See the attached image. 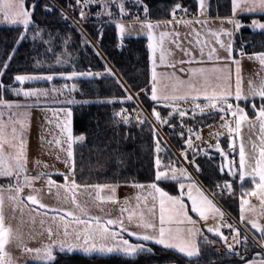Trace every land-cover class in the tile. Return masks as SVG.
Returning a JSON list of instances; mask_svg holds the SVG:
<instances>
[{"label": "snow or ice", "instance_id": "snow-or-ice-1", "mask_svg": "<svg viewBox=\"0 0 264 264\" xmlns=\"http://www.w3.org/2000/svg\"><path fill=\"white\" fill-rule=\"evenodd\" d=\"M200 13L203 15L204 9L206 8L205 0H197ZM126 3H130L134 6L135 12H129L126 8ZM40 7L39 0H34L31 6H26V0H0V14H2V19L0 23L7 24L10 26H22L23 31L20 33L18 40L15 42L16 46L12 49L11 54L8 55L7 59L3 62L2 67H0V89L10 90L15 96H23L25 100L30 98H35L38 102L41 97H47L48 89H38L32 88L25 90L23 88L10 87L5 85L2 81V77L5 72L9 69L10 63L13 60L16 51L20 44L25 40L31 39L33 42L39 40L43 44L47 45L46 52H54L53 40L55 37L51 32L47 33L48 39H44L45 29L40 28L34 19V14L36 10ZM99 8L100 10L95 12L97 20L103 16H107L110 22L115 23V27L118 31V38L120 40L119 47H124L125 39H132L133 32L129 29L128 25L121 22L120 20H114L115 14L111 10L113 7L118 9L119 17L121 20L126 16L134 17L135 21L140 24V31L136 33V37L144 34L147 36L149 43L147 48L150 50L149 60L151 61V95L152 101L157 103H163V106L170 108L171 111L168 113L167 117H162L161 113L156 111L155 108L152 110V115L155 117L158 124L161 126L168 124L169 127H175L170 123L174 115L178 114L181 117V127H184L183 118L186 115L187 110H181L174 107V103L177 101H186L189 98L195 103L201 94L204 100L207 101L203 107L199 104H195L193 109V118L195 116L196 109H199L200 113L203 114L205 108H210L216 112L221 113V119L223 120L225 116L230 115L234 118V125L232 127L233 121L225 120L222 127L226 128L230 134L229 148L234 152L238 151V164L235 160L228 162L227 175L233 178L235 181L237 178L240 182L241 197H240V208H241V221L245 219V205L249 204V201L245 197H256L259 200L260 217L257 219L249 220L248 223L251 225V229L255 230L259 234L258 238L253 235L250 239L248 229L242 232L240 228L228 224L223 221L224 213L216 206L212 199L200 186L199 181L195 180L193 176L188 172L187 168L180 166L177 168L175 164L177 162L170 161L168 164L161 166V160L157 156L155 160L156 173L155 182L148 185H143L135 183L132 186L141 189L142 192L146 191L147 195H137V208L140 207V201L143 200L145 205H147L149 197L153 202L151 208L148 209V214L143 211H137L136 209L128 207V201H125V207L121 208V216L118 218H102L100 216H91L88 210L81 206L76 200L74 190L79 187L75 181V164L73 155V145L76 143L83 144L86 137L84 135H73V120L72 111L70 108L62 107L59 109L60 112L64 114V119L61 123L57 125L60 128L61 134L64 137V142L67 143V159L68 161H73L69 165V173H58L64 177L65 184H57L55 180L51 178L48 179V184L56 185L57 189L61 187L64 188L66 193H71V204L74 206L72 209H52L51 211L56 213V216L51 217L53 223L56 224V230L53 231L51 226L44 229L39 233L40 236L47 235V243L42 244L40 247H28L24 242V235L19 230V228L14 229L11 224L6 223V218L4 215V203L5 197L2 194L3 189H0V264H15V262L9 258L4 257L8 255L5 251V246L9 243L15 241L18 247H20L24 252L31 254V258L39 261L40 264H59L57 260L58 255H70L80 253L87 257H121V258H134L138 257L142 253H152V248L148 247V244H154L161 246L165 250H171L181 255L184 259L188 261V264H196L202 258V247L201 245H211L214 242L208 240L207 236L203 235L201 229L196 227L197 220H194L189 211L196 214L200 220L207 222L209 215L215 219L217 216L220 217L218 226L207 227L206 231L211 233L220 240H222L226 245V253L229 256H238L242 264H264V224L259 222L261 217H264V80L261 81L259 87L251 84L250 91L245 94L240 87L239 79V67L237 68V81L236 88L233 93L231 90L230 83H213L209 80L206 72L208 70L204 68H193L191 69V76L187 81L180 80L176 77L177 84L173 85V94H167L159 88L161 74L157 72V57L156 53L159 50V63L163 65L165 63L166 51L163 47L164 41L173 33L167 31H160L157 36L156 29L162 26L172 25L173 23H192V21H185L183 19H176L177 12L187 13L188 9L182 7V4L177 2L171 6L170 15L173 17L172 20H158L153 22L150 19L151 9L145 0H69L67 3V9L72 12L78 13L79 19L75 17H70L68 12L64 7H57L55 4L49 6L44 5V12L46 14H55L59 12L60 18L63 21L71 20L70 26L80 32L82 37V43L86 46H90L96 49V44L91 40H88L82 28L84 22L89 21L93 15L92 9ZM141 10L142 16L141 19ZM241 14H258L264 15V0H232V17L227 20L233 26V31H224L222 33H213L217 35V42L221 47L227 49L229 57L232 56L233 45L235 40L233 39V33L239 32L242 28L246 27L240 20L236 19L237 12ZM196 23H202L197 20ZM250 27L254 32L258 29L260 34L264 35V22L260 20L253 19ZM35 29L29 36V32ZM178 35V33L176 34ZM220 35H226L229 37V43L224 44L222 40L219 39ZM199 36V33H197ZM63 41V47L67 50V47L71 41V36L60 37ZM99 38H103V31H99ZM199 43V40H197ZM244 44L240 45L241 55L243 52ZM212 49L209 53V58L211 59ZM201 54H203L201 52ZM96 55L100 56V52L97 50ZM185 55H190L189 52H185ZM250 59L254 58L257 60L261 66H264V51L255 52ZM185 61H181L184 63ZM192 61H188L191 63ZM239 64V61H234ZM42 61L36 60L35 67L40 68L42 66ZM55 64L63 66L65 61L57 56ZM52 68L53 65H47ZM169 66L171 63L169 62ZM73 69L75 65H72ZM180 71H184L183 68ZM213 72H219L221 69H212ZM105 72L109 76H114L111 68L105 64ZM60 79L64 80H74L77 78H91L96 79L101 77V73H94L91 70L77 72L75 70L70 73L60 72ZM175 74L173 73V76ZM56 74L49 75H16L14 80L19 84L23 85L25 82L30 81H47L51 82L56 79ZM197 78L203 79V84L198 85ZM221 78L217 77L216 80L219 81ZM225 81L229 77L223 78ZM119 82V81H118ZM121 87L124 88V84L121 83ZM64 88L69 92L77 91L75 84L69 87L67 84ZM183 89L182 94H175L177 91ZM52 91L59 92V89H52ZM127 91V88H125ZM142 92L147 93V89H141ZM137 93V97H138ZM234 95L236 104L229 103V97ZM259 98V105L255 103V100ZM244 101L246 105L251 104V111L254 115V119L249 117L248 112L245 111L244 107L240 106V101ZM133 101L131 95L126 96L124 99L118 101L120 103H126ZM100 103H115L117 101L107 100L99 101ZM62 103L67 105L77 104V103H87V101L79 102L74 99H69L63 101ZM33 106H38L37 104H22L18 101H9L3 98L0 94V177L14 178L16 180L15 184H9L7 191L9 193L7 199L13 205V211L17 209L20 210L23 215L25 199L30 202L31 205H39L40 209H47L48 206L41 203L36 195L29 194L26 198L21 197L25 187H31L32 182L39 179L40 176L46 175L41 173L40 176L29 177L27 175L23 176V182H20L21 174L26 172L27 154L25 151L26 141L23 136L24 122L15 119L16 112L15 109L20 108H30ZM133 111H136L133 109ZM212 113H209L211 115ZM119 117L117 123H122L126 127H131L133 124V117L128 114V110L121 108L120 111L113 113V119ZM20 124V128L16 127ZM135 124L141 130H143L145 125H149V130L155 141V151L159 153L161 151V146L159 143V133L157 128L151 124L147 118H136ZM242 125H247L252 135H256L257 139L252 140L249 137L246 143L242 138H240ZM258 128V132L256 131ZM189 133L188 138L185 140L186 148L181 151V156H183L184 161L191 164L196 172L201 171V167L196 163V158L203 151L205 156H208V150L197 149L193 147L192 137L195 136L196 139H200L197 132H194L192 128H188ZM235 135H231V134ZM181 137L184 133H180ZM239 138V143L237 147V139ZM56 143L61 144V140H56ZM211 147V146H210ZM6 149H11L9 152ZM188 149H192L191 159H189ZM215 151L219 152L222 157H226L223 149L218 142L215 145ZM211 159V156H208ZM118 159V158H117ZM119 162V159H118ZM67 163V161H66ZM225 166H220V172L224 174ZM246 178H249L252 187L249 189L244 188V183ZM70 181V184H69ZM233 181L225 180L223 185L220 183L216 184L217 188H220L219 193H213V196L224 195L225 193L229 196H234L233 191ZM166 182H175L178 185L179 195H170L168 191L164 190L159 185ZM90 187L103 189L108 188L112 192V196L107 197L108 200L114 201L115 187L112 185H91ZM35 192L36 190L33 189ZM58 194V193H57ZM191 202L190 208L186 204L184 197ZM65 200L69 197L65 196ZM99 199L103 200V197ZM158 201L159 213H158V223L156 220L155 212V202ZM249 210L255 212L256 209L249 205ZM34 209L29 210L31 212ZM127 213L126 217L124 214ZM47 211L44 213L47 216ZM58 217V219H57ZM70 218V219H66ZM24 221L21 220V223ZM31 222L34 225L36 222V217L31 216ZM41 227L44 225V221H40ZM175 225V226H174ZM134 226V227H133ZM228 228L232 234L231 242L229 237L225 236L221 231L222 228ZM30 238H34L32 233H29ZM134 241V242H133ZM253 248H258L259 251L255 252L251 257L246 254L249 252V244ZM236 245H239V250Z\"/></svg>", "mask_w": 264, "mask_h": 264}, {"label": "trees", "instance_id": "trees-1", "mask_svg": "<svg viewBox=\"0 0 264 264\" xmlns=\"http://www.w3.org/2000/svg\"><path fill=\"white\" fill-rule=\"evenodd\" d=\"M34 0H26V6H31ZM69 0H39L40 7L34 14V19L40 28L45 29L44 39H48L47 33L51 32L55 37L53 40L54 52H46L47 45L37 40H25L16 51L9 69L2 77L5 85L10 87H19L18 82L14 80L16 75H49L56 74L53 83L57 88L64 85L75 84L77 91L73 92V99L79 102L67 105H50V107H68L73 110V134L74 136L84 135L86 137L83 144L76 143L74 146V164H75V181L79 186L91 185H128V184H150L155 182L157 156L169 163L177 162V166H183L177 159L174 152L166 144L159 134V143L166 148L164 155H158L155 151V141L149 130V125H145L141 130L135 124L126 127L122 123H117L119 117L113 119V113L120 111L121 108L127 109L131 115L137 112L138 118L153 117V108L161 113L162 117H167L171 111L159 103L151 100V70H150V50L147 48L148 40L146 38L126 39L124 47L118 45L120 40L117 36L115 23L109 20L97 25L94 23L95 12L99 8H93L92 18L83 26L84 35L88 40L96 44V49L86 46L82 43V37L79 31L70 26V21H63L59 12L46 14L44 5L51 6L55 4L58 8L67 9ZM74 3V0H72ZM181 3L182 7L187 8L190 12L197 11V0H145L151 9L150 19L152 21L168 20L171 18L170 10L174 3ZM129 12H135V8L130 3H126ZM209 15L211 18H230L232 17V0H210ZM142 10H141V19ZM253 19L264 21V16H243L239 20L246 25L235 34V54L240 51V44L244 43L243 52L253 54L264 51V35L260 31H252L247 25L251 24ZM103 31V38H99V31ZM23 31L22 26H3L0 27V67L11 54L12 49L16 46L20 33ZM32 29L29 32L31 36ZM71 36V41L67 50L63 47V41L60 37ZM100 56L96 55V51ZM60 56L65 64L63 66L55 64L56 57ZM36 60L42 61L40 68L35 67ZM52 64L49 68L47 65ZM105 64L111 68L114 76H109L105 72ZM72 65H75L73 69ZM88 71L101 73V77L96 79L77 78L74 80H64L59 78L60 72L70 73L71 71ZM119 81V82H118ZM124 84V88L121 87ZM49 82H36L26 84L25 88H48ZM127 88V91H125ZM141 89H147L142 92ZM137 93L139 94L137 97ZM0 94L5 100L16 101L14 94L10 90L0 89ZM131 95L133 101L120 103L118 101ZM114 100L115 103H100L99 101ZM246 111L254 116L251 111V104L244 101L240 102ZM259 105V98L255 100ZM38 107V106H37ZM40 107V106H39ZM135 109L136 111H133ZM151 122V121H150ZM152 124V122H151ZM153 125V124H152ZM162 132L167 136L170 144L180 151L182 140L177 138L170 130L169 126L162 127ZM222 145L227 147V141L223 140ZM119 162H118V159ZM191 159V155H189ZM196 163L201 167L200 172H196L191 165L199 183L210 194L219 193L220 188L216 187L217 183L221 186L225 180L233 181V178L225 172H220V166L217 159H207L200 154L196 158ZM62 180V176H54ZM168 192L174 193V182L161 184ZM244 188H251V181L246 180ZM234 196L224 195L214 196L221 208L230 214L239 222L240 197L241 189L238 178L233 181ZM208 240L214 243L201 245L202 258L196 264H242L238 256H229L227 253H221L217 246L222 242L218 237L207 235ZM152 253H142L134 258L121 257H87L83 254L76 253L70 255H58L59 264H188V261L181 255L171 250H165L162 247L149 244ZM258 248H249L246 254L251 257Z\"/></svg>", "mask_w": 264, "mask_h": 264}, {"label": "rangeland", "instance_id": "rangeland-1", "mask_svg": "<svg viewBox=\"0 0 264 264\" xmlns=\"http://www.w3.org/2000/svg\"><path fill=\"white\" fill-rule=\"evenodd\" d=\"M205 3L207 6L204 9L203 15H201L200 13L198 2H197L198 6L196 12H190L188 10V12L186 13V17L183 18V20L192 21V23H188V24L173 23L172 25H166L156 29L157 36L159 35L160 31H167L173 33V35L169 36L164 41L163 44V47L167 53L165 57V63L163 65L159 63V50L156 53V57H157L156 70L158 73L161 74L159 88L167 94H173V85L178 83L176 77H179L180 80L187 81L191 76V69L204 68L208 70L206 72V75L208 76L211 82L230 83L231 90L234 93L236 88V81H237L236 70L239 67L240 87L243 93L247 94L250 91V82L251 84L259 87L261 81L264 80V66H261V64L254 58L250 59L249 57L252 56L251 54L244 53V55H241L240 51H238V54L236 56L234 49L235 44L233 45L232 56L231 58L229 57V53L227 49L220 46V44L217 42V35H213V33L219 34L224 31H233V26L227 22L228 19L226 18H222V19L211 18L209 15L210 0H205ZM111 10L115 14L114 20H120L121 22L128 25L129 29L132 30L133 32L132 39H137V38L147 39V36L144 34H141L139 35V37H136V33L140 31V24L135 21L134 17L126 16L121 20V18L119 17L118 9L113 7ZM0 19H2V14H0ZM106 19L107 21L109 20L107 16H103L96 23L95 20H97V18L96 16H94V23L97 25H101L102 23L106 22ZM172 19L173 17L171 16V18L168 20H172ZM176 19H180V18L176 15ZM197 20L201 21L202 23H196L195 21ZM3 26H10V25L0 23V27ZM256 31L259 30L257 29ZM177 33L178 35H176ZM197 33H199V36H197ZM235 33L236 32L233 33L234 40H235ZM117 36H118V31H117ZM219 39L222 40L225 45L229 43V37L226 35H220ZM197 40H199V43H197ZM212 49H215V52H212V56L210 59L209 53L211 52ZM185 52H189L190 55H185ZM201 52L203 54H201ZM190 60L192 62L188 63V61ZM181 61H185V62L181 63ZM234 61H239V64H236ZM169 62L171 63V65H174V67L169 66ZM151 67L152 66L150 61V70ZM181 68H183L184 71H180ZM212 69H221V71L213 72ZM173 73L175 74L174 76ZM217 77H220L221 79L217 81L216 80ZM224 77H229V79L225 81L223 79ZM36 82H43V81H30V82H25L23 85L18 83L19 87L17 88H23L25 90H28L27 88H25V85ZM197 83L198 85H202L203 79L197 78ZM151 85H152V81H151ZM49 86L50 87L48 88H38V89L49 90L48 96L41 97L38 102L35 100V98H30L28 100H25L23 96L17 97L14 95L15 98H19L16 101L22 104L35 105L38 103V107L33 106L30 108H20L14 110L17 114L16 117L14 118L24 122L23 136H24V140L26 141V148H25L27 154V163L25 166L26 172L21 174L20 182L21 183L23 182L24 175L33 177V176H40L41 173L46 174L40 176L39 179L33 181L31 187H25L23 193H21L20 195L22 198H26L29 194L36 195L40 200V202L47 205L48 208L41 209V212L37 211V208L40 209L39 205H31L30 202H28L25 199L23 215L21 214L19 209H17L14 212L13 205L7 199L9 195L7 188L10 183L15 184L16 180L14 178L10 179L5 177H0V189H3L2 194L5 197L4 215L6 218V223L11 224L14 229L19 228V230L24 235V242L27 244V246L32 248L40 247L42 246V244L47 243L46 233L45 235L40 236L39 235L40 232H42L44 229H46L49 226L53 228V231L56 230V224L53 223L51 220V217L56 216V213L51 211L52 209H72L74 207L71 204V195H72L71 193H66L63 187L57 189L56 185L50 186L48 184V179L51 178L52 180H55L57 184L64 185L65 181L63 176H62V180H58L54 176L58 175V173H69V165L73 163V161H68L67 159V154H66L67 143L64 142V137L61 134V130L59 127H57V125L61 123L62 120L64 119V114L59 111V109L62 107H50V105H60L63 101L73 99L74 93L73 92L69 93L64 88V86L61 88H57L56 85L53 83V81L49 82ZM68 86L71 87L72 85H68ZM52 89H59L60 91L59 92L52 91ZM182 91L183 89L177 91L175 94L177 95L182 94ZM228 102L233 104L237 103V101H235L234 99V95L232 97H229ZM196 103H199L203 107V105L206 104L207 101L204 100V97L201 94L200 98L197 101H195V103L191 100V98H189L186 101L175 102L174 107L181 110H187L186 113L189 112L193 113V109L195 108ZM159 104L163 106V103H159ZM240 106L243 107L241 103ZM168 109L171 110L170 108ZM71 111L73 114L72 109ZM209 113L212 114L209 115ZM145 114L146 116L148 115L147 113ZM195 115L203 116V119H205V125L199 131L200 143L202 144L204 149L212 151L218 155L219 159L217 160L219 161H217V164L219 166L224 165L225 166L224 173L228 172V168H227L228 162L231 160H235L238 164L239 156H238V151L234 152L231 148H229L230 134L228 133L226 128L222 127V125L224 124L225 120H231L233 121L232 127L234 128L235 127L234 118L231 117L230 115H227L222 120L220 118L222 114L210 108H205L203 114L200 113L199 109H196ZM177 116L178 114L174 115L173 118ZM249 117L251 119H254V116H251L250 114ZM151 118L155 122H157L154 116ZM72 120H73V115H72ZM171 122L172 119L170 123ZM165 126H168V124H165L161 127H165ZM16 127L19 129L20 124H17ZM256 131L258 132V128ZM231 135H235V134L233 133ZM250 136L252 140L257 139V136L252 135L247 125H242L240 138H242L247 143ZM58 139L61 140V144L59 145L56 143V140ZM223 140L227 141V147H224L222 145ZM218 142L220 143L221 148L226 154V157H222L219 152L215 151V145ZM238 143H239V138L237 139V147H238ZM166 144L168 145L167 142ZM74 146L75 144L73 145V155H74ZM160 146H161V151L157 154L164 155L166 153V148L162 143H160ZM6 150L9 152L12 151L11 149H6ZM181 158H182V162L178 158L177 159L182 163L184 167L187 168L188 172L193 176L194 172L191 169V164L185 162L183 156ZM160 160H163V157ZM176 167L179 168L180 166L176 165ZM193 178L198 181V179L195 178L194 176ZM248 179L249 178H246V180ZM174 184L175 185L173 186V189L175 192L174 193L169 192V194L179 195L180 192L178 189V185L175 182ZM132 185L133 184L117 185L115 187V193H114L115 202L107 199V197L113 195L110 189L108 188L97 189L90 186L87 187L79 186L74 190V193L78 203L81 206L85 207L88 210L89 215L91 216H100L105 219L118 218L121 216V211H120L121 208L126 206L125 205L126 200L128 201V205H127L128 207L136 209L138 212L143 211L145 212V214H148V209L151 208L153 205L151 198L149 197L147 205H145V202L141 200L140 207L137 208L136 196L147 195V192L146 191L142 192L141 189L135 188ZM159 186L162 187L161 184ZM200 186L202 185L200 184ZM33 189H35L36 191L34 192ZM163 189L166 190L165 188ZM202 189L205 192V194L208 195L209 198L213 200V202L220 209V211L224 213L223 216L224 222L228 224H232L237 228L240 227L247 228L249 234H251L252 236L255 235L258 238L259 234L256 233L255 230L251 229V225L248 223L249 220L257 219L258 217H260L259 200L256 197H250V196L245 197V199L249 201V204L245 205V219L243 220V222L241 221V208H240V212H239L240 222H237L234 219L233 220L230 219V217L226 214V212L221 208L220 204L215 200L213 195H210L204 189V187H202ZM65 196H68L69 199L65 200L64 199ZM100 197H103L104 199L101 200L99 199ZM184 200L190 208L191 202L187 200L186 195L184 197ZM249 205L255 208L256 211L255 212L250 211ZM30 209L35 210L31 212V216L36 217V222L34 225L31 222V216L29 214ZM46 211L48 213L47 216L44 215ZM155 212H156V220L158 223V213H159L158 201L155 202ZM126 215L127 213L124 214L125 217ZM189 215H191L194 220H197L196 227L202 230L204 236H207L208 234L211 236H215L211 233H208L206 229L207 227L218 226V223L220 221L219 216L213 219L210 214L209 219L207 220V222H205L203 220H200V218L191 211H189ZM66 219H70V218L66 217ZM21 220H23L24 222L21 223ZM41 220L44 221L43 227H41L40 224ZM259 222L261 224H264V217H261L259 219ZM241 231L243 232L242 229ZM29 233H32V236L34 238H30ZM225 236H228L229 241L231 242L232 234L227 233L225 234ZM221 242L222 243L219 246H217V248L221 253H226V245L222 240ZM15 246H17L15 241L7 244L5 246L6 253L10 252L9 249L11 247H15ZM236 247L239 250L240 246L236 245ZM16 253H18L21 259L24 262L26 261L25 263L27 264H40L39 261H36L31 258V254L25 253L26 254L25 255L23 254V252L21 253V248L18 246ZM7 256L8 255L4 257L6 260H7Z\"/></svg>", "mask_w": 264, "mask_h": 264}, {"label": "built area", "instance_id": "built-area-1", "mask_svg": "<svg viewBox=\"0 0 264 264\" xmlns=\"http://www.w3.org/2000/svg\"><path fill=\"white\" fill-rule=\"evenodd\" d=\"M69 16L70 17H75L76 19H79L78 17V13L76 12H72L71 10H68V9H65ZM177 16L180 18V19H183L186 17V14L181 12L179 14H177ZM71 22V20H69ZM98 20H95V22L97 23ZM85 23V22H84ZM83 23V25H84ZM82 25V26H83ZM242 44V43H241ZM240 44V45H241ZM244 44V43H243ZM245 46V44H244ZM130 116L133 117V119H136L139 115L137 112H134L133 114H131ZM147 117L149 118V120L152 122V124L157 128V131L158 133L161 134V136L163 137V139L168 143V146L171 148V150L174 152V154L176 155V157L182 162V156H181V151L184 150L186 148V145H185V140L188 138V135L189 133L187 132V129L190 127L194 130V132H197L199 134V131L201 130V128H203V126L205 125V119H203V116H197L195 115L194 118H193V113H187L185 115V117L183 118V124H184V127L182 128L181 127V117L178 115L172 122L171 124L174 125L175 127H169L171 129V131L174 133V135L181 139L182 142H181V150L180 151H177L169 142V140L167 139V136L162 132V129L158 126V124L150 117L147 115ZM183 132L184 133V136L181 137L180 133ZM192 140H193V147L194 148H197V149H202V150H206L203 148L202 144L200 143L199 139H196L195 136L192 137ZM188 152H189V155L192 154V149H188ZM200 156H203L207 159L208 156H211L212 158L211 159H219L218 155L212 151H209L208 150V156H205L203 151L200 152ZM219 161V160H217ZM165 164H168L166 160H161V166L165 165ZM176 166V164H175ZM230 217V219L233 220V218L228 215ZM241 228V227H240ZM243 231H244V228H241ZM224 235L227 234V233H230V230L228 228H222L221 230ZM251 239V235L249 233H247ZM239 246V245H237ZM250 244H249V248H250Z\"/></svg>", "mask_w": 264, "mask_h": 264}, {"label": "crops", "instance_id": "crops-1", "mask_svg": "<svg viewBox=\"0 0 264 264\" xmlns=\"http://www.w3.org/2000/svg\"><path fill=\"white\" fill-rule=\"evenodd\" d=\"M179 13H181V12H177V14H179ZM176 14V15H177ZM243 16H264V15H258V14H241V13H239V11L237 12V15H236V19H238L239 20V18L240 17H243ZM231 18V17H230ZM222 19V18H221ZM226 19H229V18H226ZM264 22V21H263ZM251 29V28H250ZM252 30V29H251ZM253 31V30H252ZM260 31V30H259ZM236 34V33H235ZM252 55V54H251ZM61 105V104H60ZM249 180V179H248ZM250 181V180H249ZM251 187H252V184H251ZM37 211H40L41 212V209H38L37 208ZM29 247V246H28ZM10 252H8V256H7V259H9V258H11L14 262H15V264H27V263H25L22 259H21V257H20V255H18V253H16L17 252V246H15V247H11L10 249ZM23 252V254H25L26 252H24L22 249H21V253ZM22 254V255H23ZM27 254V253H26ZM25 254V255H26ZM21 255V256H22ZM24 258H25V256H24ZM23 258V259H24Z\"/></svg>", "mask_w": 264, "mask_h": 264}]
</instances>
